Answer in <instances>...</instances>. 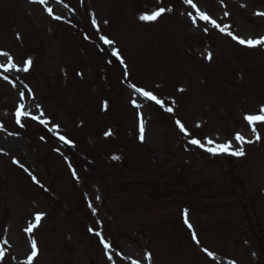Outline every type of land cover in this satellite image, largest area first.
<instances>
[{
    "label": "rangeland",
    "instance_id": "obj_1",
    "mask_svg": "<svg viewBox=\"0 0 264 264\" xmlns=\"http://www.w3.org/2000/svg\"><path fill=\"white\" fill-rule=\"evenodd\" d=\"M192 2L0 0V52L32 61L0 72V264H27L32 239V264H264V124L244 119L264 106V44L197 13L259 39L264 0ZM20 103L50 123L17 124Z\"/></svg>",
    "mask_w": 264,
    "mask_h": 264
},
{
    "label": "snow or ice",
    "instance_id": "obj_2",
    "mask_svg": "<svg viewBox=\"0 0 264 264\" xmlns=\"http://www.w3.org/2000/svg\"><path fill=\"white\" fill-rule=\"evenodd\" d=\"M32 3H39V4H42V5H47L48 3V0H31ZM185 3L189 4L192 8H196V4H194L192 2V0H185ZM46 11L48 12L49 15H52V8L51 7H47L46 8ZM165 11V9L163 7L159 8L158 10H154L152 11V13L149 15V14H143L139 17V19L143 20V21H155L163 12ZM168 11H171V9H168ZM197 13H198V17L199 19L203 20L205 22L206 25H211L212 27L216 28V29H219V31L221 32H226L227 35H229L233 40H238V43L241 44V45H246L248 47H255L257 45H261V44H264V38H259V39H240L238 38L237 36L233 35L231 31H228L227 29L230 27V26H221L220 24H218L216 22V20L214 19H211L207 14H205L204 12L200 11L199 9H197ZM189 15L191 16L192 13L189 12ZM225 15H228L227 12H225ZM257 15H264V13H257ZM55 19H60L61 17L59 16H56L54 17ZM193 22L195 23V18H193ZM96 21L93 20V24H95ZM205 32L208 31V28L205 27ZM101 39L104 41L105 44H113V41L108 39L106 36H102ZM114 55L117 54L116 52L113 53ZM0 56L4 57L5 60H6V64L7 66H4L2 64H0V67L3 68V71L5 73L11 71V70H16V71H19V72H28L29 71V66L32 64V61L31 59H28L27 61H25V66L24 67H21V68H17L16 64L13 62V58L10 56V54L8 52H0ZM209 59H211V53H209ZM4 79H8L7 76L4 77ZM132 87L134 88V90L139 93L141 96H143L145 99L149 100V101H154L157 105H160L161 107H164V101L162 99H159L152 91L150 90H145L144 88L142 87H137L136 85H132ZM20 96L21 98H23L24 96V93L21 92L20 93ZM133 105L136 106V107H140V105H137L136 104V101L133 100L132 101ZM39 108V106H37ZM167 111L171 112L172 111V108H167ZM43 116V112L40 113L39 116H36V115H31V113L25 111V105L23 103H20L19 107L17 108L16 110V113H15V117H16V123L17 124H21V120L22 119H32V120H38L41 124H48L50 123V121H47L45 119H42L41 117ZM244 119L250 124L253 126V132L256 133V127L255 125L257 123H262L264 124V106H262L260 109H259V114L258 115H246L244 117ZM176 124L180 127V130L182 132L185 133V135H191L184 127V125L179 121L177 120L176 121ZM21 126H23L21 124ZM56 128H58V126H55ZM197 127H199V125H197ZM143 133H144V126H143V121H141V124H140V139L143 140ZM9 134H12V133H9ZM107 134H110V133H106ZM61 140H64L65 138L63 136L60 137ZM256 139L259 140L260 139V135L257 134L256 135ZM235 140L240 142L241 144L243 143H251L252 141H246L245 138L243 136H241L239 133L236 134L235 136ZM68 142V141H66ZM190 143L193 144V145H196L198 147H201V148H204L205 147V144L201 142L200 139H196V138H192L190 139ZM207 145H209V147L206 148V150L210 153H213V154H217V153H229L231 155H236V156H243L245 153L243 151V148H239V149H233L232 147V144L233 142L232 141H228L226 143H215V141L211 140V139H208L206 141ZM214 145V147L212 146ZM114 158H117V157H114ZM14 163H16L17 161H13ZM22 166V165H21ZM27 171V170H26ZM75 175V173H74ZM33 180L35 181L36 180V177L33 176ZM44 215V213H37L35 215V223H29L26 231L31 233L33 231L34 228H36L39 224V222L41 221L42 219V216ZM185 223L188 224V220H187V210H185ZM189 228H191V224H188ZM91 231V229H90ZM97 235H100V233H97ZM193 239H196V235L195 233L193 232ZM5 243H7V241H5ZM101 243L104 244V247L107 249L110 247V244L108 242H105L104 238L101 237ZM31 247H32V252H31V255L28 257V261H27V264H32V261H33V258L37 256V242L35 239H32L31 240ZM205 251H207V249H205ZM209 255H212L211 252L208 253ZM4 253L2 251H0V257H3ZM147 259H151V254H149L147 257ZM109 259H111V257H109ZM133 264H139L138 261H133ZM232 264H235V262H232Z\"/></svg>",
    "mask_w": 264,
    "mask_h": 264
},
{
    "label": "bare ground",
    "instance_id": "obj_3",
    "mask_svg": "<svg viewBox=\"0 0 264 264\" xmlns=\"http://www.w3.org/2000/svg\"><path fill=\"white\" fill-rule=\"evenodd\" d=\"M0 64H2V63L0 62ZM2 65L7 66V65H5V64H2ZM1 71H3V68H2V67H0V72H1ZM24 105L26 106V103H24ZM25 247H27V245H25Z\"/></svg>",
    "mask_w": 264,
    "mask_h": 264
}]
</instances>
